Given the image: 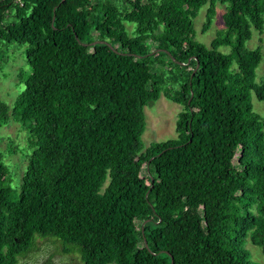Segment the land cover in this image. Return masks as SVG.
Listing matches in <instances>:
<instances>
[{"label": "trees", "instance_id": "obj_1", "mask_svg": "<svg viewBox=\"0 0 264 264\" xmlns=\"http://www.w3.org/2000/svg\"><path fill=\"white\" fill-rule=\"evenodd\" d=\"M218 4L208 47L193 22L207 6V32ZM253 29L264 0H0V48L27 46L31 67L14 103L0 101V128L19 123L30 150L19 191L0 154V264L36 236L83 264H261L246 248L264 255ZM98 40L117 52L83 45ZM162 95L184 107L178 136L146 146L145 108Z\"/></svg>", "mask_w": 264, "mask_h": 264}, {"label": "rangeland", "instance_id": "obj_2", "mask_svg": "<svg viewBox=\"0 0 264 264\" xmlns=\"http://www.w3.org/2000/svg\"><path fill=\"white\" fill-rule=\"evenodd\" d=\"M227 5L218 4L216 16L211 28L207 32L202 29L206 22L207 6L203 7L194 20V31L196 40L210 47L212 40L219 30L224 27L223 16L226 13ZM128 29L132 25L127 24ZM253 37L247 42L249 49L262 48V60L257 68L256 81L263 82L264 77V30L259 33L255 29ZM28 47L18 44H4L0 48L4 65L0 72V101L12 105L21 92V83L24 74L31 72L28 64ZM220 51L229 53L230 47H221ZM94 52L100 54L101 48H95ZM25 72V73H24ZM254 112L264 117V101H259L255 96L252 99ZM183 105L174 103L164 95L159 100L154 101L145 108L147 127L143 135V142L149 146L152 142H162L177 138L176 123L179 113L183 110ZM28 131L14 121L0 128V154L10 166L13 174V187L19 191L21 177L26 170L27 159L25 156L30 153L27 146ZM14 152H12L13 149ZM147 177L146 173H143ZM246 248L250 251L252 260L256 263L264 264V255L260 248L248 243ZM18 264H83L80 254H65L61 243L52 238H41L36 236L33 249L19 257Z\"/></svg>", "mask_w": 264, "mask_h": 264}, {"label": "water", "instance_id": "obj_3", "mask_svg": "<svg viewBox=\"0 0 264 264\" xmlns=\"http://www.w3.org/2000/svg\"><path fill=\"white\" fill-rule=\"evenodd\" d=\"M54 18H55V16H54ZM76 39L79 40L77 36H76ZM83 45H85V46H89V45H90V46L106 45V46H108L110 49H113V47H112L108 42H106V41H101V40L95 41V42H93V43H91V44H83ZM113 50H114L115 52H117L115 49H113ZM158 51H159V50L152 52L151 55H154L155 53H158ZM149 221H150V220H146V221L143 223L142 228H143L144 225H145L146 223H148ZM142 230H143V229H142ZM146 247H147V244H146Z\"/></svg>", "mask_w": 264, "mask_h": 264}]
</instances>
